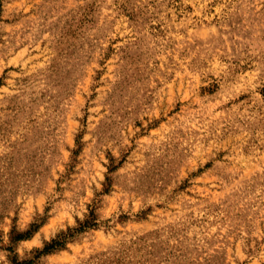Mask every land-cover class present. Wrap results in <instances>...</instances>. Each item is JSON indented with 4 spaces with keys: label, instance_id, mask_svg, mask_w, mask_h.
Returning <instances> with one entry per match:
<instances>
[{
    "label": "rangeland",
    "instance_id": "1",
    "mask_svg": "<svg viewBox=\"0 0 264 264\" xmlns=\"http://www.w3.org/2000/svg\"><path fill=\"white\" fill-rule=\"evenodd\" d=\"M0 264H264V0H0Z\"/></svg>",
    "mask_w": 264,
    "mask_h": 264
},
{
    "label": "trees",
    "instance_id": "2",
    "mask_svg": "<svg viewBox=\"0 0 264 264\" xmlns=\"http://www.w3.org/2000/svg\"><path fill=\"white\" fill-rule=\"evenodd\" d=\"M95 224L93 223V221H86L84 224H80V227L77 229H74L72 231H69L66 235H62L61 237H59L57 240H54L52 243H50L49 245H46L41 251L40 253H45V252H49L52 250H55L57 248L62 247L65 244V241L72 236L74 233L79 232V231H83L84 229L94 226Z\"/></svg>",
    "mask_w": 264,
    "mask_h": 264
}]
</instances>
